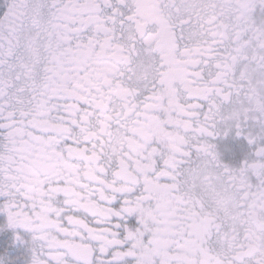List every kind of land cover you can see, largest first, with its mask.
Masks as SVG:
<instances>
[{
    "label": "snow or ice",
    "instance_id": "6c2138e0",
    "mask_svg": "<svg viewBox=\"0 0 264 264\" xmlns=\"http://www.w3.org/2000/svg\"><path fill=\"white\" fill-rule=\"evenodd\" d=\"M0 198V264H264V0H6Z\"/></svg>",
    "mask_w": 264,
    "mask_h": 264
},
{
    "label": "flooded vegetation",
    "instance_id": "af4514ba",
    "mask_svg": "<svg viewBox=\"0 0 264 264\" xmlns=\"http://www.w3.org/2000/svg\"><path fill=\"white\" fill-rule=\"evenodd\" d=\"M6 11V0H0V15ZM220 151L223 153V158L226 162H235L243 157V155L248 151V146L243 138L228 137L227 139H221L219 142ZM2 199V198H0ZM6 220L4 214L0 213V223ZM12 237L11 231L7 234L0 233V251L8 248V242ZM9 250V254L12 257H19V264H23V258L26 252L12 247Z\"/></svg>",
    "mask_w": 264,
    "mask_h": 264
}]
</instances>
